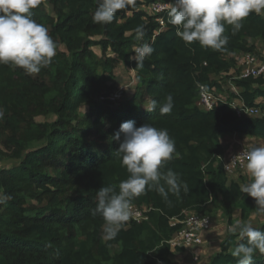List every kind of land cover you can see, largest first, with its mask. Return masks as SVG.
Instances as JSON below:
<instances>
[{
	"label": "trees",
	"instance_id": "obj_1",
	"mask_svg": "<svg viewBox=\"0 0 264 264\" xmlns=\"http://www.w3.org/2000/svg\"><path fill=\"white\" fill-rule=\"evenodd\" d=\"M156 1L135 0L108 24L92 21L95 0H41L31 10L57 43V54L31 75L0 65V143L8 149L0 154L16 162L0 168V194L11 197L0 204V264H173V250H185L169 243L182 227L173 221L184 219L187 212L207 215L211 204L230 224L237 209L242 222L258 215L255 199L225 172L221 137L264 138V77H237L240 91L232 93L245 107L259 108L260 115H239L231 102L221 99L207 110L198 102L202 85L221 90L213 75L230 73L238 63L235 54L253 52L252 39L264 40V16L251 13L234 35L225 25L228 43L216 51L186 44L170 23L160 30L151 13L137 7ZM144 43L154 51L141 67L129 57ZM117 61L138 78L134 95L120 101L110 99L115 86L108 84L115 78ZM169 94L172 111L160 115L159 106ZM152 100L157 107L148 112ZM84 105L87 112H82ZM49 114L56 119L35 118ZM129 120L167 129L179 158L161 170L176 172L189 191L181 190L179 197L170 194L166 203L146 190L133 205L150 207L148 218L130 220L114 239L105 241L103 218L91 212L100 187L118 186L128 177L116 156L119 142L110 137ZM30 199L36 203L29 204ZM258 228L264 231V221ZM236 243L237 236L228 232L208 264H236L231 255ZM252 264H264V254L257 252Z\"/></svg>",
	"mask_w": 264,
	"mask_h": 264
},
{
	"label": "clouds",
	"instance_id": "obj_2",
	"mask_svg": "<svg viewBox=\"0 0 264 264\" xmlns=\"http://www.w3.org/2000/svg\"><path fill=\"white\" fill-rule=\"evenodd\" d=\"M40 3L41 0H0V65L18 67L31 75L51 64L57 54V43L46 27L32 18L31 10ZM95 3L92 21L108 24L119 10L134 5L135 0H95ZM262 11L264 0H174L168 9V22L186 44L198 43L202 48L219 51L228 43V36L224 35L225 25L231 26L234 35L243 27L242 21L246 17ZM136 32L137 38H142V28L138 26ZM153 51L150 44L144 43L136 47L129 58L142 67L145 58ZM156 107L157 101L152 100L151 106L145 109L151 112ZM172 108L173 97L169 94L160 104L159 113L169 114ZM3 117L4 111L0 109V119ZM110 139L119 142L116 156L128 177L118 186L106 185L97 190L91 214L103 218L101 238L105 241L114 239L126 226L133 215V201L146 190L155 191L166 203H170V194L179 197L181 190L184 193L189 191L188 184L176 172L161 170L167 161L179 158L175 141L167 129H157L149 123L136 126L129 120L122 122ZM247 147L242 156L250 182L242 184L240 191L253 197L258 214H264V146L251 144ZM230 155L223 154L222 161ZM232 162H236V157ZM10 198L0 194V204L7 203ZM228 232L237 236V243L231 249L236 264H252L257 252L264 254V231L251 222L237 220Z\"/></svg>",
	"mask_w": 264,
	"mask_h": 264
},
{
	"label": "rangeland",
	"instance_id": "obj_3",
	"mask_svg": "<svg viewBox=\"0 0 264 264\" xmlns=\"http://www.w3.org/2000/svg\"><path fill=\"white\" fill-rule=\"evenodd\" d=\"M140 2H144V0H139ZM174 3L173 0L162 1ZM145 3V2H144ZM137 4V7L140 9L149 12L150 5L146 4ZM136 5V4H135ZM49 10H52L53 6L49 4ZM251 43L255 45V50L253 51L256 54L257 61L256 63H261L264 61V40L261 38L252 39ZM62 50L66 49L64 45L61 46ZM94 50L102 55V49L99 46H95ZM247 52H240L235 54V58L237 59V66L230 73H221L214 74L213 78L220 82L221 90L218 88H213L211 91L214 93L216 97H219L225 101H229L234 105L240 106L242 104L241 100L232 96V93H238L240 88L235 85L234 79L239 78L241 73L243 72L244 67L242 66V62L246 56ZM111 56L112 53L109 51ZM115 78L112 81H109L108 84L115 86V91L111 95L110 99L115 101L124 100L130 98L136 92L138 86V78L137 73L132 68L125 66L122 62H115L114 69ZM46 81V80H45ZM259 99V98H258ZM260 99H262L260 97ZM89 110L88 105H84L82 108V112H87ZM57 117L56 114L49 115H37L35 118L40 122L44 121H53ZM222 142L224 144V154L225 152H236L242 146H249L251 144L264 146V138L251 137L249 135H239V134H223ZM0 149L4 152H8V149L0 143ZM225 156V155H224ZM16 162L13 158H3L0 154V168H10ZM229 177L233 180L241 182V184H245L250 182L249 176L246 173L245 167L243 169L236 170L235 173L230 174ZM29 204L36 203L35 200H29ZM209 212L207 215L211 218V226L209 229L203 230V243L197 250H173L172 260L173 264H208L212 255L221 249V243L224 238L228 234V229L233 225L229 223V220L221 211H216L213 209L211 204L208 207ZM234 220H240V210L237 209L234 212ZM241 221V220H240ZM264 221V214L252 215L249 220L244 222H251L254 227H259ZM242 222V221H241ZM198 254V259H195L194 254Z\"/></svg>",
	"mask_w": 264,
	"mask_h": 264
},
{
	"label": "built area",
	"instance_id": "obj_4",
	"mask_svg": "<svg viewBox=\"0 0 264 264\" xmlns=\"http://www.w3.org/2000/svg\"><path fill=\"white\" fill-rule=\"evenodd\" d=\"M172 6V3L156 1L151 4L149 13L154 17L155 21L159 23L160 30L168 26V9ZM264 12V11H262ZM257 57L253 52H247L242 62L244 67L243 72L239 76L243 77H264V61L256 63ZM220 100L214 93L205 86H201V96L199 105L203 109H212L216 102ZM240 115H258L261 113L259 108L245 107L234 105ZM248 147H242L232 155L223 159L225 171L229 174L234 173L236 170L244 168V160L242 151ZM236 157V162L232 160ZM151 210L147 206L133 205V215L130 220L142 222L148 218V212ZM129 220V221H130ZM173 223H181L182 227L178 230L172 239L169 241L173 248H184L185 250H197L203 243V230L209 229L211 226V218L209 215L197 212H187L184 219H176ZM195 259H198V254H194Z\"/></svg>",
	"mask_w": 264,
	"mask_h": 264
},
{
	"label": "crops",
	"instance_id": "obj_5",
	"mask_svg": "<svg viewBox=\"0 0 264 264\" xmlns=\"http://www.w3.org/2000/svg\"><path fill=\"white\" fill-rule=\"evenodd\" d=\"M261 14H263V16H264V12H261ZM239 92V91H238ZM262 101V99H258V101L257 102H261ZM222 140V139H221ZM222 144H223V142H222ZM223 146H224V144H223ZM231 153H233V152H225V156H227V155H230Z\"/></svg>",
	"mask_w": 264,
	"mask_h": 264
}]
</instances>
